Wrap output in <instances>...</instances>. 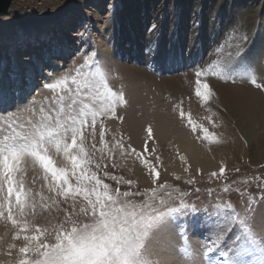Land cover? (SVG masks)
Instances as JSON below:
<instances>
[{
  "label": "rangeland",
  "instance_id": "rangeland-1",
  "mask_svg": "<svg viewBox=\"0 0 264 264\" xmlns=\"http://www.w3.org/2000/svg\"><path fill=\"white\" fill-rule=\"evenodd\" d=\"M124 1L126 0H101L100 6H97L86 0H69L61 5L60 9L66 11V17H75L76 19L71 28H67L71 36L64 37L59 33L57 39L53 40L52 33L45 37L41 35L42 41H46L48 46H42V50L39 49L38 53H33L30 50L28 54H23L24 50H21V57L24 58L19 61L21 67H18L15 62L10 47L5 51L0 49V128L4 129V132H0V139H2L4 133L10 131L8 125L4 124V119L8 117L9 113L15 114L14 117L8 119L9 125H24V127H28L29 121L33 123L40 121L45 114L55 116L54 97L57 94L46 89L44 84L54 82V78L64 76L71 78L76 74L75 69L85 64L86 54L93 56L108 72L110 87L115 91H122L127 103L117 107L116 116L101 117L97 121L94 139L90 130L85 132V145L90 152L94 153V162L89 165L90 169L95 171L104 183L109 184L112 190L144 192L153 188L159 189L160 185H167V189L160 191L159 195L167 196L168 193H171V202L177 204L181 193H184L185 200L196 204L201 210L197 213H186L170 218L158 231L154 232L150 240L147 241L149 259L151 264H162V253L167 254L172 249L171 252L178 257L177 261L183 264L193 262L204 264L202 245L209 236L213 235L212 230L222 220L220 217L210 216L214 204L231 202L238 211H241L247 200V195L257 197L264 195V189L260 187L261 183L264 182V152L262 154L263 158H259L256 155L258 146L253 144L250 136L243 129L234 127L236 124L232 125L228 120L224 121L225 118L221 116L222 112H218L217 108V110H211L198 104H190L189 97L179 102L173 101L168 91H166L163 98L168 105H171L173 115L171 118L178 123L181 129L188 133L191 142L200 154L193 160L176 151L172 140L157 137L154 125H150V123L153 124L150 122V115L147 114V112H151L150 107L152 105L147 108V112H143L141 107L136 104L131 107V98L129 97L131 94L127 91V86L123 85L117 67L127 65L137 69L147 68L148 72L150 71L156 77V81L158 80L155 84H160L164 78L169 79L182 75L184 69L164 73L158 70L156 64L151 62L146 66L143 60L136 58L138 46L136 47L133 44L136 40L133 31L138 32L139 30L136 28L138 25L136 24H144V20H133L132 13L136 10L133 7L135 5L130 6V9L124 7V10ZM150 1L147 0V2ZM228 1L231 2L230 7L237 5L235 10H242L241 14H235V17L227 18L229 22H235L230 29L231 38L236 36L240 40L241 36L245 34L248 37L240 64L235 66L232 71H245L248 67H244V59L250 50H253L250 58L257 56L260 60L259 68H253L258 77L257 82L264 85V0H253L246 4H243V1L240 0H226L227 3ZM152 2H155L156 6L164 8L162 0H153ZM42 3V0H13L9 11L0 15V33L4 34L9 30L19 40L29 39L27 30L35 36L40 35L41 32L37 25L33 23V20H26V18L30 15H40L38 9ZM135 3L137 4L135 1L132 4ZM190 8L191 13L195 14L198 7L191 6ZM212 8H214V0L210 2V9ZM122 10L125 13L123 20L121 17ZM174 10L175 7H173ZM223 13L224 9L220 14L221 16H218L220 25L224 20ZM117 14L119 15L118 20L116 19ZM151 15L152 18L146 26L149 28V32L156 31L160 35L165 22V14L162 15L160 11L154 9L151 11ZM177 20H180V15ZM61 21L62 17H57V22ZM111 22L118 26L115 43L112 44L107 42L109 39L107 32L110 29ZM200 23V26H202V21ZM55 24L56 22L51 20L43 24V27L48 28L49 25L54 27ZM119 40L121 43L118 46ZM137 41H140V38ZM154 46L152 44L149 48L141 49L142 54L140 56L148 55L151 57ZM111 49H113L112 61L107 62L103 59V51H111ZM47 51H50L55 66H43L39 70L37 65H34V57L41 55V58L46 59V63H49L46 56ZM6 53L9 59L5 60L3 57ZM28 60H30L31 66L26 65L25 62ZM213 64L215 63L206 65L202 63L200 67H197L205 68ZM220 64L219 75L212 76L208 74L214 83L220 81L234 85L241 78H245L238 76L235 82L225 79L222 68L223 59L220 60ZM95 67L96 64L93 63L90 67H85L83 71L88 73L94 71ZM30 70L35 73V79L29 73ZM144 85L146 86L145 81L141 83L140 91L145 88ZM69 87H75L70 80ZM253 88L263 92L262 95L264 96V88H257L255 85ZM151 91L155 93V87H152ZM147 93L148 90H143L142 96L151 102L153 96L147 97ZM41 106L45 109L43 113L40 111ZM181 109L185 113L183 118L179 114ZM220 109H222V106H220ZM119 117L123 119L121 120ZM132 117L137 119V121L135 120L136 123L138 121L142 123L139 143L127 133V129L129 131V129L132 130L133 127L137 126V124H133V120L131 122ZM189 119L194 124H203L210 133H214L215 141H206L203 138L202 130L193 132L188 123ZM101 120L103 121L102 124ZM149 125L153 130L151 139L147 136ZM17 130H19V127H17ZM101 131L104 132L103 142L100 136ZM116 141L123 144V151L116 144ZM93 143L96 145L95 150L91 147ZM105 143L107 148H105ZM145 144L148 146L147 152L144 150ZM131 148H135L137 153H144L143 157L138 158L136 154L131 152ZM101 149H103V153ZM109 149H111V152H109ZM102 155L103 159H101ZM181 156L185 159L181 160ZM53 159L57 162V166H64L65 163H68L64 161L62 155L56 156L53 154ZM144 159L149 161L148 166H145ZM96 163H99L101 167L97 169ZM153 166L160 173L159 179H156L149 170ZM23 167L25 168L23 174L25 189L31 190L35 198V214L26 217L30 230L28 233H21L20 239L15 238L16 233L20 230L19 227L14 226L10 220L0 217V264H18L20 259L31 257V253L28 254V257H24L19 252V249L26 243L23 236L35 234L31 229V225L39 224L48 227L49 232H51L53 226L64 222L66 214L64 210L74 211L77 218L87 220V217L79 214V208L86 205L82 197L77 199L76 208L72 209L70 207L71 201L65 202L62 196L57 198L55 192L48 191L47 181L44 179L43 170L39 165H34L29 158L23 163ZM221 167L225 168L223 175L219 173ZM236 169H239V171ZM212 173H217V175L213 176ZM113 176L116 177L115 180L111 178ZM254 177L259 179H254ZM128 180L132 181L131 185L125 183ZM197 189L199 191H196ZM225 189H228V191H224ZM41 193L46 198L45 202L51 205L49 209L41 207ZM241 193H245V196L242 197ZM56 199L59 200V204H52V200ZM130 199L139 203L146 200L147 196H134ZM205 207L208 209L207 212L203 210ZM252 228L258 237L264 239V205L256 209L252 219ZM181 232L184 233L186 239H182ZM235 233L236 229L234 228L224 240V245H231ZM12 245H15V247H12ZM181 248H185L189 255L181 252ZM214 258L220 260L221 264L227 259L218 254L214 255Z\"/></svg>",
  "mask_w": 264,
  "mask_h": 264
},
{
  "label": "snow or ice",
  "instance_id": "snow-or-ice-1",
  "mask_svg": "<svg viewBox=\"0 0 264 264\" xmlns=\"http://www.w3.org/2000/svg\"><path fill=\"white\" fill-rule=\"evenodd\" d=\"M247 40L245 34L235 44H228L230 50L226 52L222 64L224 78L235 82L238 76L246 77L257 88H264V85L257 82V74L251 66L243 72L232 71L240 64ZM217 51L224 52L225 46L221 45ZM93 63L96 64L94 71L85 73L83 69ZM220 68V61H217L203 69H194L197 77L196 95L204 103L215 93L211 91L208 83H201L200 78L208 74L217 76ZM75 72L71 78H54V82L44 84L46 89L57 94L54 97L55 116L45 114L38 122L29 121L28 127L9 125L8 119L14 117V113H9L4 119V124L8 125L10 131L4 133L0 139V217L19 227L15 238L20 239L21 233L29 232L30 225L26 217L34 215L36 208L35 198L31 190L25 189L23 179V163L27 159L30 158L34 165H39L43 170L48 191L55 192L57 198L62 196L65 202L71 201L72 209L76 208L78 198L82 197L86 202L85 206L79 208V214L87 217L86 221L77 218L74 211L64 210V222L53 226L51 232L48 227L31 225L35 234L24 235L26 243L19 249L24 257H28L29 253L31 257L20 259L18 264H151L147 241L154 232L170 218L197 213L201 209L186 201L184 193H181L178 204L171 202V193L160 196L159 192L166 190L167 185L144 192L112 190L109 184L104 183L90 169L89 165L94 162V153L85 145V132L90 130L94 139L97 121L101 117L116 116L117 107L127 101L122 91L118 92L110 87L108 72L93 56L86 54L85 64L75 69ZM69 80L74 88L69 87ZM40 111L45 112L43 106ZM179 114L182 118L185 115L182 109ZM100 122L103 123L102 120ZM188 123L193 132L202 130L206 141H215V134L210 133L203 124H194L191 119ZM0 132H4V129L0 128ZM152 133L149 125V139L152 138ZM100 136L103 142V131ZM116 144L123 151V144L120 141H116ZM91 147L95 150V143ZM144 150L148 151L147 144ZM101 152L103 153V149ZM131 152L138 158L144 155L137 153L135 148H131ZM53 154L62 155L68 163L57 166ZM180 159L184 160L185 157L181 156ZM143 162L145 166L149 165L147 159ZM95 166L97 169L101 167L99 163ZM149 170L159 179L160 173L155 166ZM224 172L225 168L221 167L220 175ZM212 175L216 176L217 173ZM111 178L116 179L114 176ZM125 183L131 185L132 181ZM260 187L264 189V182ZM40 196L41 207L49 209L51 205L45 202L46 198L42 193ZM134 196H147V199L138 203L130 199ZM241 196L244 197L245 193H241ZM52 204L58 205L59 200H52ZM261 205H264V195L257 197L250 194L247 195L241 211L231 202L214 204L210 216L220 217L222 220L212 230L213 235L202 245L204 264H221L220 260L214 258L216 254L227 258L223 264H264V239L258 237L252 228L254 213ZM203 210L208 211L206 207ZM234 228L236 233L232 237L231 245H224V240ZM181 237L186 239L183 232ZM180 251L189 255L185 248Z\"/></svg>",
  "mask_w": 264,
  "mask_h": 264
},
{
  "label": "bare ground",
  "instance_id": "bare-ground-1",
  "mask_svg": "<svg viewBox=\"0 0 264 264\" xmlns=\"http://www.w3.org/2000/svg\"><path fill=\"white\" fill-rule=\"evenodd\" d=\"M42 1L43 3L38 9L41 14H36L35 16L30 15L26 18V20H33V23L37 25L41 32L40 35L35 36V34L27 30L29 39L19 40L9 30H7V33H0V49L5 51L8 47H10V51L13 52L12 55L15 62L18 64V67H21L19 61L24 59L21 57V50H24L22 52L23 54H28L30 50L33 53H38L39 49L42 50V46H48L46 41H42L41 35L45 37L52 33L51 37L53 40L57 39V35H59V33L64 37L71 36V33L67 30V28H71V25L76 19L75 17H66V11H61L60 9L61 5L67 3L69 0ZM86 1L100 6L101 0ZM134 1L137 2V4H132ZM152 1L153 0L150 2H147V0L124 1L123 9L124 7H126V9H130V6L135 5L133 7H135L136 10L132 13L134 18L133 20H144V24H136L138 25L136 28H138L139 31H133L136 37L133 44H135L136 47L138 46V55L136 58L143 60L146 66H148L151 62L156 64L160 72L167 73L169 71H175L176 69L184 70L180 76L169 79L164 78L161 80L160 84H155L158 80L156 81V77L152 75L150 71L148 72L147 68L137 69L127 65H117L118 67H116L119 69L118 71L121 75V81L123 85L127 86V91L131 94V96H129L131 98V107H134L136 104L141 107L143 112H147V108L152 105L150 107L151 112H147V114L150 115V122L153 123H150V125H154L153 127L156 130L157 137L160 139L167 138L172 140L173 147L176 151L194 160L200 154L199 150L191 142L188 133L181 129L178 126V123L171 118L173 116L171 113V105H168L163 98L166 91L169 92L170 98L176 102L186 100V98L189 97L191 101L190 104H198L199 106L201 105L202 107H207L211 110L217 108L218 112H222L221 116L225 118L224 121L228 120L232 123V125L236 124L234 127H237V129H243V131L250 136L253 144L258 146L256 155H258L259 158H263V92L253 88L254 85L249 83V81L246 80V77L241 78L233 85L231 83L228 84L220 81H216L214 83L208 75L200 78L201 83H208L211 91L214 92L215 95L212 96L207 103H204L202 98L196 95L195 91V82L197 77L194 74V69L197 68V66L200 67L202 63L206 65L222 60L226 55V52L230 50L228 48V44H235L239 40V37L236 38V36L231 38L232 36H230L229 33L231 32L230 29L235 22L233 21L231 23L227 20V18L235 17V14H241L242 10H235L237 5L230 7L231 2L228 1L227 3L226 0H214V8L212 9H210V2L212 0H162L164 8L162 6H156V3ZM240 1H243V4H246L253 0ZM191 6L198 7L195 14L191 13ZM173 7H175L174 11ZM154 9H156V11H160L162 15L165 14V22L160 35H158L156 31L149 32V28L146 26L152 18L151 11ZM223 9L224 13L222 14V17L224 20H222L223 23L220 25L218 16L221 14ZM50 10L52 12H49ZM124 10H122L121 14L122 20L125 17ZM202 12L204 13L202 14ZM179 15L180 20L178 21L177 17ZM130 16L132 17V15ZM57 17H62V21L57 22ZM116 19H119L118 14ZM51 20L52 22H56L55 26L51 27L49 25L48 28H44L43 24L48 23V21ZM201 21L202 26H200ZM110 24V29L107 32L109 36L107 42H111L112 44L115 43L116 30L118 26L114 22H111ZM139 38L140 41H137ZM120 43L121 42L119 40L117 45L119 46ZM152 44L155 45L152 51V56H140L142 54L141 49L149 48ZM221 45L225 46L224 52L217 51ZM252 51L253 50H250V52L246 55L244 59V67L251 66L252 68H257L259 66L260 60L257 56L250 58ZM112 52L113 49H111V51L104 50L102 55L103 59L107 62H111ZM46 53L49 63H46V59H42L41 55H36L34 57V65H37L39 70H41L43 66H55V63L52 62L53 59L50 55V51H47ZM3 58H5V60L9 59L8 54L6 53ZM25 63L26 65L31 66L30 60ZM29 73H31L32 78L35 79V73L33 70H30ZM144 81L146 86L144 85L145 88H141L142 91H140L139 87H141V83ZM152 87H155V93H152ZM143 90H148L147 97L150 95L153 96L151 102L142 96ZM220 106H222V109H220ZM132 120L133 124H137V126L133 127L132 130L129 129V131L127 129V133L131 136V138L135 139L136 142L139 143L140 127L142 123H139L141 121L136 123L137 119H135V117H132L131 122ZM171 251L172 249H170L167 254L164 252L162 253V264H183L180 261H177L178 257ZM187 264L195 263L193 262Z\"/></svg>",
  "mask_w": 264,
  "mask_h": 264
},
{
  "label": "water",
  "instance_id": "water-1",
  "mask_svg": "<svg viewBox=\"0 0 264 264\" xmlns=\"http://www.w3.org/2000/svg\"><path fill=\"white\" fill-rule=\"evenodd\" d=\"M13 0H0V15L9 11Z\"/></svg>",
  "mask_w": 264,
  "mask_h": 264
}]
</instances>
